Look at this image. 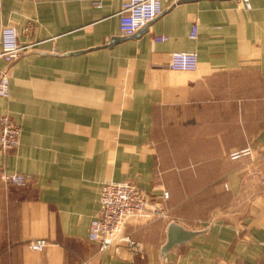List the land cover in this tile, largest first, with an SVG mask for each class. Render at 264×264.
<instances>
[{"label":"crops","instance_id":"obj_1","mask_svg":"<svg viewBox=\"0 0 264 264\" xmlns=\"http://www.w3.org/2000/svg\"><path fill=\"white\" fill-rule=\"evenodd\" d=\"M93 1L3 0L0 40L15 25L32 47L11 64L10 96L0 98V118L22 127L19 148L0 149V264H256L264 0H162L161 16L112 45L123 37L122 0ZM174 52L197 53V70L170 69ZM4 173L29 184L8 185ZM108 182L133 184L159 207L126 228L143 257L89 239ZM173 221L205 232L163 256ZM39 239L48 247L31 250Z\"/></svg>","mask_w":264,"mask_h":264},{"label":"built area","instance_id":"obj_2","mask_svg":"<svg viewBox=\"0 0 264 264\" xmlns=\"http://www.w3.org/2000/svg\"><path fill=\"white\" fill-rule=\"evenodd\" d=\"M93 4L102 7L100 0ZM3 0H0V11ZM164 12L162 0H122V7L118 13L123 35L130 36L137 33L148 23L154 21ZM30 28V27H29ZM19 29L15 25L3 26L0 40V60H4L7 67L0 70V98L10 96V67L21 56L25 49L19 41ZM190 37H198V25L192 28ZM167 36L154 37L155 41L164 42ZM168 67L172 70L195 71L198 68V55L195 52H174L171 54ZM22 127L9 115L0 118V149L4 154L17 150L21 144ZM243 150L231 154L233 159L249 154ZM264 167V154L261 156ZM2 180L12 186L24 187L29 184V178L21 173L2 174ZM169 194L165 193L167 198ZM159 207L152 203L144 191L130 183H106L101 192V209L91 222L89 239L97 242L101 250L113 248L119 252L127 246L138 256L143 257V247L126 233L128 224L133 220L155 219L159 216ZM49 243L44 239L33 240L28 247L34 251H43Z\"/></svg>","mask_w":264,"mask_h":264},{"label":"water","instance_id":"obj_3","mask_svg":"<svg viewBox=\"0 0 264 264\" xmlns=\"http://www.w3.org/2000/svg\"><path fill=\"white\" fill-rule=\"evenodd\" d=\"M142 30L143 28L139 30L137 33L130 35V36L123 35V37L114 38L110 42L109 45H112L115 42L123 41L124 39L130 38V37H133L139 34V32H141ZM204 232L205 230H192V229L186 228L184 225L178 222H175V221L171 222L168 226L167 241L162 246V250H161L162 255L165 256L175 246L183 244V243H187Z\"/></svg>","mask_w":264,"mask_h":264},{"label":"rangeland","instance_id":"obj_4","mask_svg":"<svg viewBox=\"0 0 264 264\" xmlns=\"http://www.w3.org/2000/svg\"><path fill=\"white\" fill-rule=\"evenodd\" d=\"M218 212L220 213V210ZM218 212H217V214H218ZM218 215H220V214H218ZM191 223H193L194 226L199 225L198 222H191ZM256 264H264V255Z\"/></svg>","mask_w":264,"mask_h":264}]
</instances>
